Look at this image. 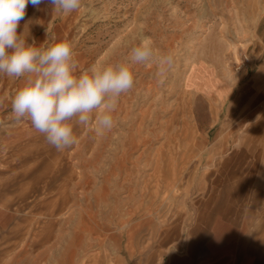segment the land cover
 Masks as SVG:
<instances>
[{
  "label": "rangeland",
  "instance_id": "1",
  "mask_svg": "<svg viewBox=\"0 0 264 264\" xmlns=\"http://www.w3.org/2000/svg\"><path fill=\"white\" fill-rule=\"evenodd\" d=\"M17 33L41 48L70 42L80 71L130 63L143 40L153 56L131 65L113 127L100 129L99 113L87 126L74 119L63 151L15 121L26 78L0 74V264L230 260L222 233L193 228L225 145L264 119V0H81L69 14L45 0L27 6Z\"/></svg>",
  "mask_w": 264,
  "mask_h": 264
},
{
  "label": "clouds",
  "instance_id": "2",
  "mask_svg": "<svg viewBox=\"0 0 264 264\" xmlns=\"http://www.w3.org/2000/svg\"><path fill=\"white\" fill-rule=\"evenodd\" d=\"M45 0H0V74L25 77L11 101L16 122L30 121L57 151L73 146L76 137L72 121L87 126L94 113L100 129L113 127L118 98L132 89L131 65L146 64L153 56L150 44L143 40L130 50V63L93 65L80 71L73 46L60 40L46 48L29 44L17 33L29 4L38 7ZM55 11L69 14L78 10L81 0H47ZM160 65L171 68V54L160 57Z\"/></svg>",
  "mask_w": 264,
  "mask_h": 264
},
{
  "label": "crops",
  "instance_id": "3",
  "mask_svg": "<svg viewBox=\"0 0 264 264\" xmlns=\"http://www.w3.org/2000/svg\"><path fill=\"white\" fill-rule=\"evenodd\" d=\"M221 134L219 128L214 135ZM244 141L225 145L222 174L212 176L209 193L197 200L193 229L200 235L220 232V248H234L230 260H218L222 264H264V119L246 132Z\"/></svg>",
  "mask_w": 264,
  "mask_h": 264
},
{
  "label": "built area",
  "instance_id": "4",
  "mask_svg": "<svg viewBox=\"0 0 264 264\" xmlns=\"http://www.w3.org/2000/svg\"><path fill=\"white\" fill-rule=\"evenodd\" d=\"M237 69H240V67H238Z\"/></svg>",
  "mask_w": 264,
  "mask_h": 264
}]
</instances>
